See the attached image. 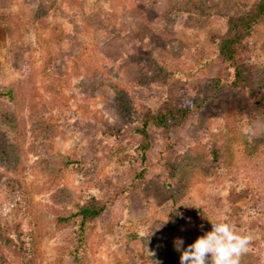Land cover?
I'll return each instance as SVG.
<instances>
[{
    "label": "rangeland",
    "instance_id": "1",
    "mask_svg": "<svg viewBox=\"0 0 264 264\" xmlns=\"http://www.w3.org/2000/svg\"><path fill=\"white\" fill-rule=\"evenodd\" d=\"M255 1L0 0V88L21 89L14 105L0 102V114L13 109L25 122L14 139L0 120L21 157L16 174L0 165V221L11 225L26 207L34 264H75L72 228L55 223L66 207L62 191L108 200L89 227L84 264H180L173 241L183 238L187 247L217 219L252 237L240 264H264V135L245 136L244 94L223 87L169 137L151 127L144 179L134 178L140 166L132 163L143 110L157 112L170 98L197 101L215 79H233L228 65L212 61L210 40ZM249 49L264 73V24L254 28ZM31 102L45 131L33 132ZM110 127L118 138L103 134ZM213 138L224 140L226 170L214 179L191 154ZM66 159L79 164L65 168ZM235 188L249 194L232 205Z\"/></svg>",
    "mask_w": 264,
    "mask_h": 264
},
{
    "label": "trees",
    "instance_id": "2",
    "mask_svg": "<svg viewBox=\"0 0 264 264\" xmlns=\"http://www.w3.org/2000/svg\"><path fill=\"white\" fill-rule=\"evenodd\" d=\"M226 23L227 30L225 34L215 36L210 40L214 49L212 61H221L228 65L234 72L233 79H215L209 96L200 98L197 101L184 102L170 98L164 102L163 108L157 112L152 111L150 108L142 111L140 127L135 130L140 139L132 155V163L140 166L139 172L134 174L135 179H144L150 164L147 156L151 149L149 129L151 127L162 128L169 137L170 132L178 128L187 118L198 116L208 101L215 100L225 86L241 92L249 100L243 110L246 121L245 136L253 138L255 141L264 135V73L256 63L254 51L249 49L254 28L264 24V0H256L250 6L248 12L228 16ZM73 64L75 63L73 62ZM44 77L47 79L48 89H53L55 86L53 78L49 77L48 74ZM112 89L115 90L114 87ZM55 91L57 92V90ZM20 93L21 89L16 92V88L13 86L0 88V102L14 105L17 97H20ZM119 97L124 101L122 96ZM124 107L125 110L133 113V108H129V104L124 103ZM28 119L32 124L33 132L45 131L46 125L41 120V114L35 102H31ZM0 120L9 127L14 139H18L19 133L25 128V122L17 118V113L13 109L4 110L0 114ZM103 134L115 138L120 135L117 129L113 127L104 130ZM167 147L170 149L172 145L169 144ZM224 148V140L213 138L197 146L196 150L191 151V154L200 159L204 171L209 175V178L214 179L226 173L223 163L225 158ZM20 162L18 145L10 140L6 132L0 130V165L8 172L16 174L19 171ZM78 164V162L70 159L63 161V167L65 168H73ZM166 165L171 171H174L173 164ZM49 175L52 182L58 179V175L54 172H50ZM166 191L168 190L166 189ZM248 194L249 191L245 188L233 189L229 196L231 204L236 205ZM24 197L26 198V196ZM59 198L64 200L63 204H66V207L64 211L55 212L56 227L58 229L72 228L70 254L75 264H84L82 262L85 260L89 227L103 213L108 200L103 196L94 194L73 199L64 191L59 193ZM24 208L25 210L20 205L19 211L22 218L11 225H4L0 221V264H12V259L7 256V253H10L15 260L22 264L35 263V249L30 239L28 214L26 207ZM234 221L237 225V218Z\"/></svg>",
    "mask_w": 264,
    "mask_h": 264
},
{
    "label": "clouds",
    "instance_id": "3",
    "mask_svg": "<svg viewBox=\"0 0 264 264\" xmlns=\"http://www.w3.org/2000/svg\"><path fill=\"white\" fill-rule=\"evenodd\" d=\"M209 221L211 231L187 247L183 238L173 241L174 249L180 253V264H240V257L249 250L252 237L240 234L224 219Z\"/></svg>",
    "mask_w": 264,
    "mask_h": 264
}]
</instances>
